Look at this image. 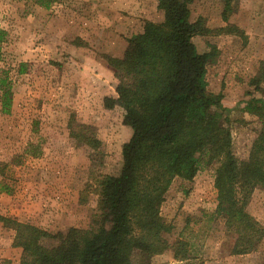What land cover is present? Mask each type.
Masks as SVG:
<instances>
[{
    "label": "rangeland",
    "instance_id": "rangeland-1",
    "mask_svg": "<svg viewBox=\"0 0 264 264\" xmlns=\"http://www.w3.org/2000/svg\"><path fill=\"white\" fill-rule=\"evenodd\" d=\"M135 1L115 0L125 16L129 4L130 15L145 11L156 19L154 0ZM97 2L53 0L44 8L36 0H0V29L7 34L0 75L7 74L11 99L3 112L0 91V185L10 191L0 192V218L52 234L88 229L97 212L95 180L122 167L121 148L132 130L123 124L120 107L104 106V98L116 97L117 83L105 57L135 34L127 38L123 27L105 25L113 20L108 14L91 16ZM189 10L190 21L201 20L209 30L192 38L196 51L216 50L206 68L207 91L222 97L213 112L227 117L234 155L246 160L264 123L247 107L264 99V86L250 85L264 61V0H240L227 22L220 0H194ZM87 136L91 145L84 142ZM215 170L214 164L201 165L192 181L173 179L160 206L170 226L165 238L172 245L184 230L183 236L195 235L203 264H262L264 236L256 251L232 255L234 236L213 215ZM246 211L264 230V187L252 191ZM13 239L14 231L0 220V264H19L21 249ZM151 261L182 264L169 249Z\"/></svg>",
    "mask_w": 264,
    "mask_h": 264
},
{
    "label": "trees",
    "instance_id": "trees-1",
    "mask_svg": "<svg viewBox=\"0 0 264 264\" xmlns=\"http://www.w3.org/2000/svg\"><path fill=\"white\" fill-rule=\"evenodd\" d=\"M52 1L36 3L47 8ZM193 1L158 0L163 20L146 21L142 32L127 40L121 58L105 57L117 83L116 97L104 98V106L120 107L123 124L132 130L121 148L122 167L95 180L97 212L88 229L70 227L52 234L0 218L14 231L19 264H155L152 257L168 249L177 263L203 264L195 235L183 236L184 230L172 245L167 242L170 226L160 217V206L174 178L192 181L201 165L211 164L216 167L213 215L221 216L225 230L234 236L232 255L257 250L264 230L246 206L252 191L264 187V123L247 159L238 160L227 117L213 112L222 97L207 91L206 68L216 50L198 53L191 41L209 31L201 20L190 21ZM220 1L221 19L227 22L240 0ZM6 36L0 29V50ZM7 81L2 73L1 106L6 113L11 103ZM250 85L264 86V61ZM247 107L264 118V99L250 100ZM0 192L10 194L5 185ZM262 255L264 264V251Z\"/></svg>",
    "mask_w": 264,
    "mask_h": 264
},
{
    "label": "crops",
    "instance_id": "crops-1",
    "mask_svg": "<svg viewBox=\"0 0 264 264\" xmlns=\"http://www.w3.org/2000/svg\"><path fill=\"white\" fill-rule=\"evenodd\" d=\"M129 2H131L132 0H128ZM134 2H136L135 0H133ZM157 4H158V0H154V9L158 12V14H156V19L154 20L152 18V14H149L145 11H143L144 16L141 15L139 16L138 13H132L131 14V6L128 4L127 6H125V9H128V14L125 16L124 12H122V10H119V7H117L115 0H98V2L96 3V5L93 8H89L91 10V16H94V14L92 13H102V15L104 14L106 16V14H108V16H110L111 18H113L112 21H106L105 25L110 26V27H115L117 29H119L120 27H123L124 29H126V32L128 35H125V37L130 38L131 36H133V34H138L142 32L143 29V25L146 21L148 22H152V23H160L163 20V14L161 11H159L157 9ZM121 11V12H120ZM86 16V15H85ZM132 16V17H131ZM123 17V19H122ZM145 18L146 20L141 21V18ZM84 19L88 20L89 18L85 17ZM98 19V17H94L93 20ZM103 21H105L104 19H102ZM107 20V19H106ZM98 21H100L98 19ZM123 24H121V23ZM138 23V24H137ZM134 27V30H133ZM137 32V33H136ZM114 35V34H113ZM124 37V38H125ZM114 38H122L120 35L115 36ZM120 45L122 44V48L120 47V49L116 48V49H110V56L114 57V58H121L123 56V53L127 47V43L125 41H121L119 42ZM118 43H116L117 45Z\"/></svg>",
    "mask_w": 264,
    "mask_h": 264
}]
</instances>
